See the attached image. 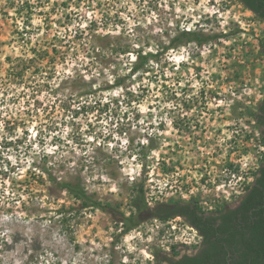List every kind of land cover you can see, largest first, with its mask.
<instances>
[{
    "label": "rangeland",
    "instance_id": "rangeland-1",
    "mask_svg": "<svg viewBox=\"0 0 264 264\" xmlns=\"http://www.w3.org/2000/svg\"><path fill=\"white\" fill-rule=\"evenodd\" d=\"M183 30L210 39L171 43ZM54 42L56 64L42 61L52 79L35 75L34 89L9 80L17 58ZM119 47L156 56L117 85L130 67ZM263 48L264 21L239 0H0V264H171L191 252L200 237L181 216L145 210L124 232L104 209H79L47 172L43 182L32 173L81 176L102 205L127 215L136 184L150 210L235 206L264 156L248 114L264 98ZM70 81L96 89L78 116L74 103L64 107Z\"/></svg>",
    "mask_w": 264,
    "mask_h": 264
},
{
    "label": "trees",
    "instance_id": "trees-1",
    "mask_svg": "<svg viewBox=\"0 0 264 264\" xmlns=\"http://www.w3.org/2000/svg\"><path fill=\"white\" fill-rule=\"evenodd\" d=\"M239 1L264 21V0ZM96 23L93 20L87 26H89V29L96 30ZM82 32L83 30H77L74 38L81 39ZM182 38L198 43H203L210 39L208 35L201 31L183 30L171 39V43H175L176 41L180 42ZM54 40L56 41L58 38L55 37ZM68 42L70 40H67L65 43ZM52 45L50 49L44 48L37 50L35 47H32L31 49L34 51L32 57L17 58V64H14L10 68L9 80H13L15 85H22L23 88L32 87L34 89L32 82H34L35 75L41 74L44 75V78L52 79L54 75L51 74H55V71L48 73L42 62L44 59H47L46 57H49L46 63H51V66L56 64L58 59L57 54L60 49H58L56 42ZM114 50H118L120 54L127 55L128 64L130 65L123 76H117L115 78L117 85H121L125 80L130 79L134 75L136 76L139 73L147 72L150 59L156 56L152 52H144L138 49L127 50L119 47ZM262 51L264 54V48ZM129 55L133 56V58ZM70 87L72 92L66 100H63L64 107L68 108L74 103L72 115L78 116L85 107L92 105V102L88 104H86L87 102H83L82 98L84 96L87 98L88 96L92 97L95 95L96 89L84 88V90L77 92L78 88L73 81H70ZM74 92L77 93L74 95ZM34 102L37 104V99ZM99 103H101L99 100H95L93 106L96 108L100 105ZM248 114L255 119L264 141V98L258 104L257 110L255 112H249ZM45 172L49 174L48 177L51 179L53 186L58 190L66 191L69 196L80 202L79 209L99 207L104 209L113 216L117 223L123 225L124 232L139 227L143 222L140 213L145 210H149L151 217L161 220L174 218L179 213L189 217L190 225H193L201 231L205 241L208 243V248L201 256L185 257L179 260L173 259L171 260V264H264V156L255 180L242 195L243 200L240 205L230 210H226V207L218 208L215 211H210L214 212V214L209 216L205 215L206 211L196 200H190L183 205L179 201H170V203L162 204L156 209L150 210L146 202L143 184H136L134 188L136 191L134 192L132 204L137 210L136 213L127 215L110 203L102 205L99 200L92 196L93 193H90L86 186L83 185L81 176L75 180L59 179L55 174L50 173L49 169L45 166L41 167V174H32L38 178L37 181L43 182ZM61 207L62 209L59 208L57 211L62 214L65 206L62 205ZM63 219L65 222L67 221L65 214ZM175 252L178 253V251Z\"/></svg>",
    "mask_w": 264,
    "mask_h": 264
},
{
    "label": "flooded vegetation",
    "instance_id": "flooded-vegetation-1",
    "mask_svg": "<svg viewBox=\"0 0 264 264\" xmlns=\"http://www.w3.org/2000/svg\"><path fill=\"white\" fill-rule=\"evenodd\" d=\"M242 200H243V196L240 197L239 201L235 204V206H233V207H227L226 210H230V209L236 208L237 206L240 205V203H241ZM181 204L183 205L184 203H181ZM213 214H214V212H206L205 213L206 216L213 215ZM177 216H181L188 224H191L190 223V220H189V217H187L186 215H183L182 213H179V215H176L175 217H177ZM191 226L195 230V232L197 234H199L198 236L200 237V240H199V242H197L196 247L191 252H183L178 258H176V260L183 259L185 257H194V256L197 257V256H201L202 253L204 251H206L207 248H208V243L205 241V238L202 235L201 231L198 230L193 225H191Z\"/></svg>",
    "mask_w": 264,
    "mask_h": 264
},
{
    "label": "water",
    "instance_id": "water-1",
    "mask_svg": "<svg viewBox=\"0 0 264 264\" xmlns=\"http://www.w3.org/2000/svg\"><path fill=\"white\" fill-rule=\"evenodd\" d=\"M263 206H264V198H263Z\"/></svg>",
    "mask_w": 264,
    "mask_h": 264
}]
</instances>
